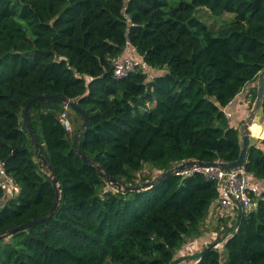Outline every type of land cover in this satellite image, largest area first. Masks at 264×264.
<instances>
[{
  "label": "trees",
  "instance_id": "1",
  "mask_svg": "<svg viewBox=\"0 0 264 264\" xmlns=\"http://www.w3.org/2000/svg\"><path fill=\"white\" fill-rule=\"evenodd\" d=\"M198 10L234 17L212 31ZM127 40L155 70L114 78L111 59ZM263 67L264 0H0V161L20 188L7 199L0 189V233L45 215L56 199L26 129V103L64 96L88 115L86 128L80 118L69 133L59 117L69 106L32 105L31 128L60 202L48 220L0 238V264L178 262L176 250L217 197L215 180L175 174L120 191L76 150L125 185L186 160L233 161L237 127L222 108L250 83L253 100ZM244 169L264 180L260 147L248 151ZM192 259L264 264V191L220 249L208 245Z\"/></svg>",
  "mask_w": 264,
  "mask_h": 264
},
{
  "label": "water",
  "instance_id": "2",
  "mask_svg": "<svg viewBox=\"0 0 264 264\" xmlns=\"http://www.w3.org/2000/svg\"><path fill=\"white\" fill-rule=\"evenodd\" d=\"M41 101L43 102L57 101V102L64 103L66 106H69L71 109L77 112V114L80 116V118L83 121L84 128L88 126V115L86 111L80 108L78 104L67 99L64 96L40 94V95L34 96L31 99H29V101L26 103L24 107V119H25L26 129L34 143L35 150L38 152V159H39L38 163H39L40 169L46 174V176L51 181L52 185L54 186L56 190V199L51 209L45 215L37 219L28 221V222H24L4 232H1L0 238H2L5 235H9L17 230L25 229L29 226L42 223L48 220L54 214L60 202L61 185L58 184V178L54 175L51 165L47 162V160L41 154V150L38 148L34 133L31 128L30 119H29L30 109L32 105L36 102H41ZM263 109H264V67L260 70V72L258 73L256 77L255 97L251 103L248 114L237 127V140H238L240 150H239V155L235 160L233 161H213V162H203V161L195 160V159L186 160L175 166H172L171 168L164 171L163 173L156 176L155 178L151 180H145V181L139 182L136 185H125L117 181L116 179L109 176L97 162H93L91 159H88L84 154H82L80 150H76V151H77V154L82 158L84 162L89 163L92 166H94L98 170V172L103 176L106 182H108L111 186H113L117 190L125 191V192L143 191V190L150 189L155 184H157L158 182H160L161 180H163L164 178L170 175H175L178 172H182V171L192 169L198 166L216 167L218 169H224L226 171L232 168L244 166L245 158H246L248 151L252 147L256 146L259 141V136L254 135L250 127L254 123L260 125L261 127H264L262 123V117L264 115ZM81 133H82V130H79L74 143L77 142ZM240 212H238V214Z\"/></svg>",
  "mask_w": 264,
  "mask_h": 264
},
{
  "label": "built area",
  "instance_id": "3",
  "mask_svg": "<svg viewBox=\"0 0 264 264\" xmlns=\"http://www.w3.org/2000/svg\"><path fill=\"white\" fill-rule=\"evenodd\" d=\"M126 19H128L127 16ZM111 65L115 79L124 78L136 70H145L147 72L155 70L146 63L136 47L128 40L125 42L122 51L111 59ZM245 87L247 90V86ZM245 87L241 90L242 92L245 90ZM222 110L225 117L229 119L231 113L224 108H222ZM59 117L63 126L70 131V123L66 118V114L61 113ZM193 173H202L206 178L215 180L219 204L224 208L228 217L232 216V206L235 204L239 205L244 211L251 210L254 206V200L261 196L264 191L260 183L247 173L244 166L232 168L227 171L216 167L198 166L178 172L177 174L191 175ZM0 189L6 199L15 197L20 192L18 184L15 182L14 178L5 171L4 164L1 161ZM227 238L224 239L223 237L222 240H224L221 242H210L209 245H212L216 249H220ZM195 262H197V259L191 263Z\"/></svg>",
  "mask_w": 264,
  "mask_h": 264
},
{
  "label": "crops",
  "instance_id": "4",
  "mask_svg": "<svg viewBox=\"0 0 264 264\" xmlns=\"http://www.w3.org/2000/svg\"><path fill=\"white\" fill-rule=\"evenodd\" d=\"M253 85V83H250L247 86V90L245 91V93H242V91H240L227 106L223 107L231 113L232 121L230 122V125H232L233 127H238L241 121L248 114L249 108L253 101ZM261 128L262 132H264V127ZM256 146L260 147L264 151V134L263 136H259V141ZM255 180L260 183L261 187L264 190V180ZM240 211L243 210L239 205L235 204L232 206V216H230V218H232L233 230L228 231L226 235L219 237L222 232L217 230L214 231L213 221L215 219L221 218L225 210L219 204L218 198L216 197L212 201L204 219L201 221L198 233L187 236L181 247L176 250L174 257L180 259L176 264H190L192 262V257L196 256L202 249L207 247L210 242H221L225 238L231 236L236 226L238 212ZM223 237L224 239L222 240L221 238Z\"/></svg>",
  "mask_w": 264,
  "mask_h": 264
},
{
  "label": "rangeland",
  "instance_id": "5",
  "mask_svg": "<svg viewBox=\"0 0 264 264\" xmlns=\"http://www.w3.org/2000/svg\"><path fill=\"white\" fill-rule=\"evenodd\" d=\"M195 15H196V17L199 20H201L202 22H204L207 25L208 29H210L212 31H217V30H219V29H221L223 27L228 26L230 24L232 18L234 17V14L230 13V12H225V13H222L221 15L214 16V15H211L206 10H198V11H196ZM161 72L162 71H160L159 73H161ZM242 93H245V90H243ZM64 111L67 113V115H68L67 118H69L68 120L70 122V131H69V133H72L74 127L76 125H78L79 123H81V119L75 113V111H73L72 109L67 108V109H64ZM227 120L230 123L232 121V115ZM254 135H256V134H254ZM256 136H258V135H256ZM156 175H157V172L155 170H147L145 172L140 173L139 176H144V177H146V178H148L150 180L153 177H155ZM107 189H108V187H107ZM213 224H214L213 225L214 226V231L217 230V231H221L222 232L219 235V237H222V236L226 235L228 233V231H232L233 230V228H232L233 227L232 226V218L228 217L226 212L223 213L221 218L215 219L213 221ZM193 261L194 260L192 259V262Z\"/></svg>",
  "mask_w": 264,
  "mask_h": 264
},
{
  "label": "bare ground",
  "instance_id": "6",
  "mask_svg": "<svg viewBox=\"0 0 264 264\" xmlns=\"http://www.w3.org/2000/svg\"><path fill=\"white\" fill-rule=\"evenodd\" d=\"M251 131L253 134L259 135V136H263L264 132H262V128L260 125L254 123L251 125Z\"/></svg>",
  "mask_w": 264,
  "mask_h": 264
}]
</instances>
